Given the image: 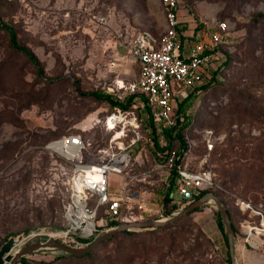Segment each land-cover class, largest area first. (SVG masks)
<instances>
[{
	"label": "rangeland",
	"instance_id": "rangeland-1",
	"mask_svg": "<svg viewBox=\"0 0 264 264\" xmlns=\"http://www.w3.org/2000/svg\"><path fill=\"white\" fill-rule=\"evenodd\" d=\"M179 15L193 32L183 43L196 42V35L207 41L218 21H226L229 31L202 80L207 82L218 68L216 76L189 100L191 125L181 132L188 164L197 160L196 168L211 171L233 196L264 206V0H183ZM0 19L14 28L19 44L33 52L44 71L37 75L30 61L11 48L0 26L1 248L10 238L58 233L64 227V193L56 186L63 158L46 146L55 148L51 140L77 132L91 143L86 161L95 159L105 140L102 118L112 106L86 93L114 98L116 83L135 80L139 66L129 56V39L138 31L160 38L165 20L160 0H0ZM190 91L180 88L182 95ZM144 153L143 162L150 161L149 150L147 160ZM160 177L149 180L156 203L165 192ZM109 179L111 190L124 182L116 174ZM89 202L94 206L96 198ZM214 208L204 205L165 229L118 233L88 257L41 252L29 259L32 264H169L175 257L176 264H226ZM104 224L96 218L97 227ZM16 244L8 241L0 253ZM236 244L238 263L264 264V252L244 248L247 256H242L244 239L238 236Z\"/></svg>",
	"mask_w": 264,
	"mask_h": 264
},
{
	"label": "built area",
	"instance_id": "built-area-1",
	"mask_svg": "<svg viewBox=\"0 0 264 264\" xmlns=\"http://www.w3.org/2000/svg\"><path fill=\"white\" fill-rule=\"evenodd\" d=\"M182 2L183 0H160L165 20V31L160 38L148 31H138L129 39V56L138 63L139 74L135 80L126 84L123 82L122 87L116 83L119 91L113 96L122 103L129 96H133V101L130 107L114 108L103 116L102 124L108 140L105 146L94 152L95 159L92 162L86 161V153H90L91 143L80 134H69L51 141L55 148L49 147V144L46 146L74 166L70 176L72 190L64 205V218L66 227L84 236L93 237L107 229H100L96 225L100 207H103V213L99 217L105 222L103 227L111 220L121 224L165 218L189 204L201 189L216 185L211 171L191 169L187 160L176 163L178 156L174 151L164 163L156 164L145 171H134L136 164L140 166L143 163L141 153L145 152L143 156L148 159V130H166L177 126L175 98L180 95L183 99L188 95H182L180 88L186 87L192 91L198 87L207 73V67L217 60L215 53L204 51L228 41V25L226 21H219L207 41L199 39L190 48L189 55L181 54V31L189 22L179 15ZM139 108L143 109V114L139 112ZM132 149L135 150L134 155L130 152ZM182 152L186 155L188 150ZM172 170L175 172L173 188L167 195L169 204L178 206L172 213L164 210L163 197L156 203L152 199L153 192L143 188H131L134 181L150 184L147 178L155 171H165V174L161 173L160 180L167 181L168 173ZM111 174L124 179L117 190L110 188ZM175 194L178 198H175ZM92 197L96 198L94 206L89 202ZM234 198L240 212L248 213V217L239 223L244 242L250 248L264 252L263 204L237 196ZM251 217H255L256 221ZM68 237L79 248L84 247L81 240Z\"/></svg>",
	"mask_w": 264,
	"mask_h": 264
},
{
	"label": "trees",
	"instance_id": "trees-1",
	"mask_svg": "<svg viewBox=\"0 0 264 264\" xmlns=\"http://www.w3.org/2000/svg\"><path fill=\"white\" fill-rule=\"evenodd\" d=\"M258 15L263 16V14H258ZM0 26H1V28H3L4 30L7 31L8 35H9V42H10L11 48L20 52L23 56H25L30 61V63L35 67L37 75L43 76L44 71H43L42 66L40 64V61L38 60V58L33 54V52L27 46L19 44L14 28L6 25L4 22L1 21V19H0ZM185 28L186 27H183L182 30H184ZM180 38H181V41L183 42L184 40L188 39L189 37H187L185 35H181ZM218 49H219V46H216L215 48H213L211 50L204 51V53L213 52L216 54V51ZM217 71H218V68L213 70V71H210V72H212V75L208 78L209 80H207V82L202 80L200 85L198 87H196L195 89H193L192 91H190L189 94L186 97H184L182 100H179L177 97L175 98V101H176L175 112H176V114H178L176 127H174L173 129H166V130H156L155 128H151L150 130H148V132H147L148 142H146V147L148 148L147 150H149L150 161H148V162L145 161L140 166H138L136 164L134 166L135 172L145 171V170L155 166L156 164L164 163L172 151H174L176 156H178V158L175 160L176 163L184 162L189 158V153L184 155L182 152L184 150H188V144H187L186 138L184 137V134L181 133L184 129L188 128L191 125L189 115L187 114V110H188V106H189V100L192 97L196 96L199 92H201L202 89L206 88L207 84L211 80H213L214 77L216 76ZM204 75L206 76L207 74L205 73ZM86 95L93 96L94 98H96L99 101L107 102L109 105L112 106V109L118 108V107H121V108L130 107V105L133 101L132 100L133 96H129L127 98L126 102L122 103L119 100L113 98L110 94L101 93L98 91L86 93ZM101 125H102V123H101ZM101 127H102V129H104L103 125ZM69 134H77V132H67L66 134H64L60 137L67 136ZM60 137H57L53 140H56ZM107 137H108V135H107V133H105V140H103L100 147H103L106 145ZM53 140H51V141H53ZM100 147H98V148H100ZM58 161L60 162L58 164V168L59 169L61 168L62 172L58 170L59 173L58 172L56 173L58 181H59V182L58 181L56 182V186L59 187L58 188L59 192L61 191L64 193V199H63L64 202H63V204L61 203V208H60V219H61V222L63 223L62 225H64V227H66L67 222L64 218V205L69 200V195H70V192L72 190V185L70 183V176L73 172L74 166L71 163L66 162L64 159H61V160L59 159ZM190 163H189V167L191 169H195L197 167V160L192 161V162L190 161ZM203 170L208 171V169H206V168H204ZM161 173L165 174V171L164 172L155 171V172H153L152 176L153 175L161 176ZM174 175H175V172L172 170L168 173L167 181H160L162 188L165 190V192L163 193V199H164V210L166 211V213H172L174 210H176L178 208V206L176 204H173V205L169 204V199H168V195H167V192L173 188ZM150 178L148 179V181L150 180ZM214 183L216 185H218L219 187L214 185V186L206 188V189H201L199 191V193L196 196H194L191 201L200 198L202 195H204L207 192L214 193L216 196H218L221 199V201L224 203V205L226 207L227 213H228L229 218H230L231 225H232L234 232H235L236 239H238V236H241L244 239V237L241 233L239 223H240V221H242L243 219L248 217V213L243 214L240 212L238 207L235 205L234 196L225 186L218 183L215 179H214ZM131 188H133V189L143 188L146 190H150L151 185L148 182L134 181ZM222 188H224V189H222ZM201 208H203V206L196 208L195 210L191 211L190 213H194L196 211H199V210H201ZM214 212H215L217 226L221 231V234H222V237L224 239L225 246H226V259H224V262L226 264H231L230 255H229V247H228L227 237H226V234L224 232V226H223V223L221 221V217H220L217 209L214 208ZM102 213H103V207L101 208V211H99L100 216ZM190 213H187L186 215H189ZM233 215L237 216V220H235V222L233 220ZM251 219L256 221L255 217H251ZM178 220H176V221H178ZM176 221H174V222H176ZM174 222H171V223H174ZM171 223H168V224L163 225L161 227H157L154 230L165 229L169 226H172ZM117 224H119L118 221H112L111 220L105 225V227H98V228H100V229L108 228L111 226H115ZM118 233H126L128 235H135L137 232L132 231V230L131 231L130 230H124V231H121ZM118 233H116V234H118ZM114 236L111 237L110 239H107V240L100 242L93 250L87 252L84 255H81V256L62 255V257H66V258L88 257L101 243L106 242V241H110L111 239L114 238ZM79 240H81V239H79ZM81 241H82V244L84 247L90 243L89 241H86V240H81ZM244 244H245L244 246H241V249L246 252V250H244V248L249 249L250 247L245 242H244ZM216 247H217L216 244H213V248L216 249ZM190 250H191V247H190ZM29 258H30V256L22 258L16 264H32ZM175 259H176L175 257L171 258L169 261V264H176Z\"/></svg>",
	"mask_w": 264,
	"mask_h": 264
},
{
	"label": "water",
	"instance_id": "water-1",
	"mask_svg": "<svg viewBox=\"0 0 264 264\" xmlns=\"http://www.w3.org/2000/svg\"><path fill=\"white\" fill-rule=\"evenodd\" d=\"M208 204L213 205L217 209V211L219 212V215L221 217V221H222L223 226H224V232H225L226 237H227L231 264H240V263H238L237 256H236V245H237L236 244V236H235L234 229L231 225L230 218H229V215L227 213L226 207H225L224 203L221 201V199L212 192L205 193L200 198L191 201L186 207L180 209L179 211H177L175 213L168 215L165 218H157V219H149V220L140 221V222L117 224L115 226H111L105 230L98 232L93 237L84 236L83 234H81L77 231H73L68 227L60 228L59 231H57L59 234L72 236V237H75L77 239L86 240V241L90 242L85 247H81V248L76 249V250L69 249L66 251V253L61 252L60 254L67 255V256L84 255L87 252L93 250L100 242L107 240V239H110L111 237H113L118 232H121L124 230H142V229H146V228L161 227L163 225H166L168 223L174 222V221L182 218L184 215H186L187 213H190L191 211L195 210L198 207L208 205ZM25 238H21V239L20 238H18V239L10 238L3 244V245H5L9 240H13L14 242L21 243L14 252H12L8 255L7 264H16L22 258L41 253V252H36V251H30L27 246H23ZM2 246H1V248H2ZM1 248H0V250H1ZM52 253H54V252H52Z\"/></svg>",
	"mask_w": 264,
	"mask_h": 264
},
{
	"label": "bare ground",
	"instance_id": "bare-ground-1",
	"mask_svg": "<svg viewBox=\"0 0 264 264\" xmlns=\"http://www.w3.org/2000/svg\"><path fill=\"white\" fill-rule=\"evenodd\" d=\"M123 84V83H119ZM123 86V85H122ZM50 144V143H49ZM33 231V230H32ZM31 233V231H30ZM61 237L57 240L56 237ZM21 243L17 242L14 247L0 253V264H7L8 255L14 252ZM30 251L61 253L69 249H79V247L66 235L59 233L36 232L29 234L23 243Z\"/></svg>",
	"mask_w": 264,
	"mask_h": 264
},
{
	"label": "crops",
	"instance_id": "crops-1",
	"mask_svg": "<svg viewBox=\"0 0 264 264\" xmlns=\"http://www.w3.org/2000/svg\"><path fill=\"white\" fill-rule=\"evenodd\" d=\"M185 30H187V31H185ZM188 30H189V25L183 31H181V33H182L181 35H185L187 37H189L191 35L193 36V32H190ZM198 39H199V35H196L195 36L196 42L198 41ZM186 40H188V39H186ZM196 42L189 41L188 43H182L181 54H183L184 56L189 55L190 48H192ZM241 254H242V256L243 255L247 256V253L245 251H243L242 249H241Z\"/></svg>",
	"mask_w": 264,
	"mask_h": 264
}]
</instances>
